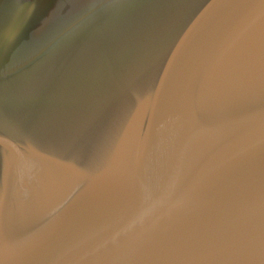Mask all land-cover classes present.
<instances>
[{
	"label": "water",
	"instance_id": "95a60500",
	"mask_svg": "<svg viewBox=\"0 0 264 264\" xmlns=\"http://www.w3.org/2000/svg\"><path fill=\"white\" fill-rule=\"evenodd\" d=\"M262 169L261 0H0V264H187Z\"/></svg>",
	"mask_w": 264,
	"mask_h": 264
},
{
	"label": "snow or ice",
	"instance_id": "6c2138e0",
	"mask_svg": "<svg viewBox=\"0 0 264 264\" xmlns=\"http://www.w3.org/2000/svg\"><path fill=\"white\" fill-rule=\"evenodd\" d=\"M10 189V180L6 183L0 171V217L11 199ZM250 224L251 227L243 232L185 242L167 249L165 254L187 264H264V169ZM145 247L152 249L154 245L148 243Z\"/></svg>",
	"mask_w": 264,
	"mask_h": 264
}]
</instances>
